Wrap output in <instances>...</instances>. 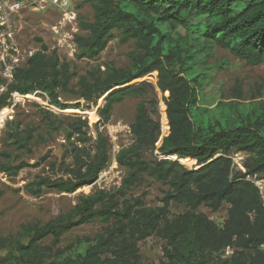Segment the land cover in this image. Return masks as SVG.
Wrapping results in <instances>:
<instances>
[{
	"label": "trees",
	"instance_id": "obj_1",
	"mask_svg": "<svg viewBox=\"0 0 264 264\" xmlns=\"http://www.w3.org/2000/svg\"><path fill=\"white\" fill-rule=\"evenodd\" d=\"M86 1L93 19L79 23L76 57L96 59L118 30L122 43L134 42L131 67L107 65L79 77L78 95L86 109L97 108L95 136L89 134L88 118L77 115L64 129L71 159L67 177H40L28 183V192L39 196L49 188L73 193L95 182L110 159L109 139L100 127L108 123L113 105L145 97L150 90L158 95L152 100L157 114L163 103V116L153 117L145 100L136 105L129 125L133 143L116 154L118 166L127 170L118 191L123 197L144 173L168 185V191L157 208L105 190L81 195L65 215L0 234V264H264V208L257 187L246 179L264 175V99L208 106L201 95L210 69L204 58L212 48L226 49L251 65L264 64V0ZM177 27L186 35L175 33ZM71 79L69 63L41 42L15 70L0 95V109L13 91L39 90L50 105L65 111L71 106L59 94L68 91ZM234 90V97L241 98L240 87ZM48 115L53 116L44 111L46 127L55 130ZM5 126L12 150H0V172L16 176L27 163L15 152H31L35 127L20 129L13 119ZM232 149L248 155L247 171L234 170ZM145 150L152 153L151 161L144 158ZM171 203L185 211L170 216ZM223 204L228 208L221 226L198 211L203 205L216 212ZM97 219L107 223L102 233L57 246L72 228ZM152 235L165 241V260L144 263L138 242ZM48 237L52 246L42 244Z\"/></svg>",
	"mask_w": 264,
	"mask_h": 264
},
{
	"label": "rangeland",
	"instance_id": "obj_2",
	"mask_svg": "<svg viewBox=\"0 0 264 264\" xmlns=\"http://www.w3.org/2000/svg\"><path fill=\"white\" fill-rule=\"evenodd\" d=\"M46 8L39 10L27 9L20 13L15 19V27L18 29V43L26 51H37L40 43L47 45L49 50L55 49L61 62L69 63L72 74L68 91L60 92L61 102L68 104L67 110L56 109L49 104L45 96L36 95L16 103L13 111V120L19 123L20 129L26 126L35 127V136L31 145V152H15L14 157L19 161H25L27 166L19 170L16 176H7L0 172V234H15L24 224L43 225L47 221L58 216L69 213L79 201L81 195L90 194L95 190L113 192L121 199L130 201H141L145 207L157 208L162 206V198L168 191V185L158 181L147 173L142 175V181L136 182L122 193L118 191L123 177L127 170L122 166H113L109 159L108 166L101 172L98 179L87 186L81 187L73 193L58 192L53 189L44 188L39 196L28 192V183L38 180L40 177H67L64 170L71 166V159L68 157L69 143L66 140L68 123L73 121L77 115L88 118L90 129L89 134L95 136V122L99 119L96 113L97 108L86 109V103L78 95V79L81 76H88L89 72H96L99 68L103 70L107 65L116 68H130L131 62L129 53L135 50L133 41L122 43L120 32L113 30V37L106 48L94 59L77 58L75 34L80 33V21H92L93 8L86 0H67V11L73 14V18L63 24L64 14L60 7V0L53 4L46 0ZM58 32L53 29L59 27ZM175 33L185 36L186 32L182 27H177ZM204 66L209 67L208 82L203 85L202 93L206 104L214 106L220 101H239L243 104L264 99V64L251 65L244 60L233 56L228 50L219 47L212 48L204 58ZM154 77V76H153ZM1 82V79H0ZM240 87L241 98L234 97V89ZM150 90L145 97H127L120 103L114 104L108 123L103 128L109 139V148L119 149L133 143V136L130 133L129 125L134 119L136 105L145 100L149 113L157 118L163 116L159 105V113L155 112L152 100L158 95ZM98 100V104H100ZM80 104L81 108H74ZM83 109V110H81ZM49 110L53 116H49L56 129L49 130L46 127L44 111ZM81 113V114H80ZM8 127V126H7ZM5 126L0 128V150L9 146L4 134ZM102 129V128H101ZM5 141V145H3ZM147 161L153 156L149 150L143 152ZM230 156L233 160V168L238 172L247 171L248 155L244 152L232 149ZM1 157V156H0ZM1 161V158H0ZM188 167L189 162L183 161ZM18 163V162H14ZM228 205L213 212L206 206H200L199 212H203L217 225L221 226L227 212ZM185 207L182 205L170 204V216L182 213ZM107 223L103 220H93L72 228L61 239L58 247H64L78 238L93 237L102 233ZM43 245L52 246V237L42 241ZM141 260L144 263H159L165 260V241L157 235H152L138 242ZM4 252L0 251V255Z\"/></svg>",
	"mask_w": 264,
	"mask_h": 264
},
{
	"label": "built area",
	"instance_id": "obj_3",
	"mask_svg": "<svg viewBox=\"0 0 264 264\" xmlns=\"http://www.w3.org/2000/svg\"><path fill=\"white\" fill-rule=\"evenodd\" d=\"M59 4L62 8L64 19L63 24L66 21L73 18V14L67 11V0H60ZM53 4H57V0H51ZM46 0H0V95L7 90V86L13 81V74L17 68L22 67L27 59L33 54L34 51H26L22 49L18 43V29L15 27V19L19 17L20 13L30 9L39 10L46 8ZM53 30L58 32V28ZM42 95L48 100V96L36 90L33 93L23 94L18 91H13L7 99L8 104L0 109V128H2L6 122L13 119V111L16 103L23 101L24 99ZM105 126H101L103 128ZM110 139V138H108ZM119 148L112 147L109 151L110 159L113 166H117L116 154ZM100 176V175H99ZM246 179L253 182L257 187L258 193L261 199L262 206L264 208V175H247Z\"/></svg>",
	"mask_w": 264,
	"mask_h": 264
},
{
	"label": "water",
	"instance_id": "obj_4",
	"mask_svg": "<svg viewBox=\"0 0 264 264\" xmlns=\"http://www.w3.org/2000/svg\"><path fill=\"white\" fill-rule=\"evenodd\" d=\"M230 251L228 250V253H229Z\"/></svg>",
	"mask_w": 264,
	"mask_h": 264
}]
</instances>
